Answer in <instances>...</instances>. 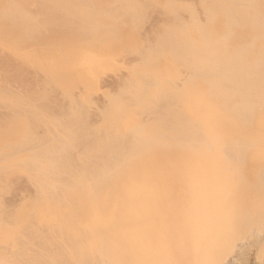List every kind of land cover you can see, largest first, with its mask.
<instances>
[{
	"label": "rangeland",
	"instance_id": "1",
	"mask_svg": "<svg viewBox=\"0 0 264 264\" xmlns=\"http://www.w3.org/2000/svg\"><path fill=\"white\" fill-rule=\"evenodd\" d=\"M212 3L0 0V75L9 67L6 78L13 77L5 78L4 85L17 78L10 89L0 91V264H51L54 258L41 260L48 257L45 251L50 250L49 256L59 253L65 240L69 246L66 233L77 225L71 224L66 198L73 191H88L91 184L82 178L85 173H78L82 154L115 137L112 131L128 141L135 127L158 119L152 110L171 105L168 91L189 73L179 61L178 45L186 40L180 39L194 34L197 25L206 26ZM148 85L156 96L145 106L139 93ZM123 124L130 128L122 129ZM254 150L215 158L221 162L210 173L211 183L199 189L207 198L201 212L192 214L196 222L188 252L181 242L184 220L174 218L172 207L164 205L161 218L151 222L150 236L142 235L143 249L152 251L149 264H264V154ZM67 158H78L75 168ZM64 167L77 172L85 187L80 182L77 189V174ZM69 183L78 191H70ZM47 200L51 210L48 203L38 207ZM52 207L64 212L59 227L50 217ZM63 220L70 224L68 230ZM49 224L65 238L55 237ZM39 236L53 245L41 243ZM52 246H58L57 252ZM63 249L52 264L64 258ZM79 256L70 262H95V255L84 262Z\"/></svg>",
	"mask_w": 264,
	"mask_h": 264
},
{
	"label": "bare ground",
	"instance_id": "2",
	"mask_svg": "<svg viewBox=\"0 0 264 264\" xmlns=\"http://www.w3.org/2000/svg\"><path fill=\"white\" fill-rule=\"evenodd\" d=\"M184 35L180 41L186 40L179 43L178 55L189 73L177 89L168 91L173 94L171 105L152 110L158 112V119L135 127L128 141H124L117 131H112L115 137L101 142L96 151L86 150L83 157L80 155V162H83L76 164L83 169L81 171L78 167L75 170L80 169L79 174L85 173L81 177L90 181L93 188L82 182L77 172L70 173L64 167L68 174H77L75 176L79 179L76 181L80 180L79 188L76 184L72 188L69 183L70 191L75 186L80 190V182L83 188L84 183L87 184L89 190L78 191L75 188L83 193L73 191L66 198L70 200L69 204L66 203L73 223L70 222L77 225V228L67 231L70 224L67 225L66 221L71 219L65 212L66 221H63L67 230L64 232H68L69 246H66L67 240H61L66 235H58L57 229L60 231V228H56L61 224L64 217L60 215L62 213L63 216L64 212L59 208L60 212L56 209L53 212L52 207L54 214L50 217L53 216L56 227L49 224L52 228L48 226V230L47 225L45 228L50 231L54 227L55 237L56 234L57 237L62 236L57 238L64 243H60L59 248L65 246V249L64 246L61 248L64 258L58 256L63 260L59 259V264H73L74 261L70 260H75L78 255L83 258L81 262L95 255L93 264L96 260L97 264H149L152 251L143 249L142 235L150 236L151 222L161 218L164 205L172 207L174 218L182 217L184 220L181 242L184 251L188 252L193 239L192 227L196 222L192 214L201 212L207 198V193L199 189L211 183L210 173L214 165L221 162L215 158L247 154L253 148L264 154V0H213L207 9L206 26L197 25L194 34ZM0 69L3 68L0 66ZM7 69L11 72L12 68ZM4 71L6 69L2 73L9 74ZM4 74L0 75V91L3 92L17 81H13L14 77L11 86L8 85L10 81L4 85ZM11 75L9 78L13 77ZM139 94L145 106L156 96L150 85ZM164 97L162 94L160 98ZM128 127L130 125L123 124L122 129ZM67 159L71 165L68 164L75 168L78 158L76 161ZM51 171L49 174L58 172ZM50 201H43L38 207L48 203L46 207L51 210L50 205L54 201L52 199L49 205ZM178 206L186 211L181 212ZM48 209L47 213H51ZM189 210L192 211L187 214ZM39 230L36 229L37 232L46 231ZM37 234L42 235L43 232ZM41 237L40 242L46 244L44 236L38 239ZM45 238L49 241L50 235ZM48 241L49 246L53 245ZM46 252L48 257H42ZM45 253L41 260L46 262H50L47 261L49 257L55 260L56 255L62 256V253L49 256L50 250Z\"/></svg>",
	"mask_w": 264,
	"mask_h": 264
}]
</instances>
